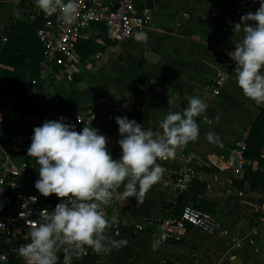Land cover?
I'll return each mask as SVG.
<instances>
[{
  "label": "crops",
  "instance_id": "0c3cea01",
  "mask_svg": "<svg viewBox=\"0 0 264 264\" xmlns=\"http://www.w3.org/2000/svg\"><path fill=\"white\" fill-rule=\"evenodd\" d=\"M136 2L141 9L150 10L153 17L144 31L148 34L146 42H137L133 37L128 43L114 45L106 36L103 39L104 28L93 27L89 32L91 41L105 48L99 66L70 79H55L51 86L33 87L28 70L21 82L13 77L19 75L17 71L11 74L15 71V56L10 53L6 62L1 58L5 49H13L9 42L13 27L19 21L32 24L37 18L36 9L30 0H0V156L31 140L34 128L45 121L108 108L118 109L117 117L134 120L137 114L148 115L151 125L157 126L169 111H182L190 97L199 96L208 104L197 121L200 135L180 146L174 158L158 161L166 169L163 180L149 190L143 203L133 198L127 202L114 200L105 206L109 221L115 217L117 222L104 235L125 239L128 244L101 254L95 264H264V236L249 234L258 220L256 211L264 205V188L252 191L248 183L244 192L233 188V181L242 179L243 174L235 175V165L228 159L233 141L248 138L252 123L264 108L243 95L234 76L236 64L228 55L235 49V24L243 15L257 11L258 0ZM230 63L232 78L220 96L207 99L205 88L211 77ZM204 116L212 123H207ZM209 131L215 132L221 143H210ZM103 135L108 138V150L118 160L122 149L116 121L105 126ZM187 159L195 169L193 179L208 186L199 199L219 206L222 222L215 236L199 230L168 236L166 223L176 220L174 207L183 193L176 184V170ZM252 167L264 172L258 162ZM204 168L217 171L206 173ZM161 235L166 239L153 250L154 239Z\"/></svg>",
  "mask_w": 264,
  "mask_h": 264
},
{
  "label": "clouds",
  "instance_id": "9594fccd",
  "mask_svg": "<svg viewBox=\"0 0 264 264\" xmlns=\"http://www.w3.org/2000/svg\"><path fill=\"white\" fill-rule=\"evenodd\" d=\"M34 3L45 15H55L62 26L74 24L80 16V0ZM258 3L260 7L255 13L243 15L235 24V49L228 55L236 64L234 76L243 95L264 105V0ZM134 39L146 42L148 34L138 31ZM207 109L204 99L192 96L186 109L169 111L155 131L151 127L146 130L127 116L116 117L122 149L118 160L108 150V138L92 125L77 132L75 125L61 117L35 127L27 150L39 166L35 188L44 197L55 194L61 202L53 211L45 209L40 213L42 222H31L29 242L17 249L25 264H58L57 253L61 250L63 264H73V258H79L86 248L105 254L112 248L126 246L127 240L104 235L105 229L117 222L115 217L109 221L105 206L114 200L127 202L133 198L138 204L143 203L149 190L166 173L158 161L174 158L180 146L199 137L197 118ZM204 120L212 123L207 116ZM215 120L218 123L220 116ZM207 140L221 143L213 131L207 133ZM30 201L35 203L36 197ZM164 239V235L154 239L153 250Z\"/></svg>",
  "mask_w": 264,
  "mask_h": 264
},
{
  "label": "built area",
  "instance_id": "2783aa9c",
  "mask_svg": "<svg viewBox=\"0 0 264 264\" xmlns=\"http://www.w3.org/2000/svg\"><path fill=\"white\" fill-rule=\"evenodd\" d=\"M30 3L36 9V14L43 18V26L37 35L43 46L44 62L40 67L39 76L30 81L33 87L51 86L55 79H70L93 66H99L104 58L103 52L92 55L89 60L82 59L77 53L81 41H91L93 36L89 32L94 26L104 28L106 39L110 43L122 45L131 41L136 32L145 31L153 21L151 11L141 9L136 0H80V16L69 26H62L55 15H45L35 6L34 0H30ZM232 75V63L217 70L205 88L206 98L211 100L220 96ZM118 113V109H88L76 115H67L65 121L75 125L77 132L82 131L84 126L92 125L103 135L105 126L116 121ZM246 140L235 139L228 157L235 165L234 173L237 176L243 174L248 165L245 157ZM30 145L31 140L27 139L22 146L0 156V264H25L17 249L29 242L28 231L31 222H42L40 213L45 209L49 212L55 209V206L44 202V196L38 190L26 188L32 158L27 155ZM180 155L185 159L183 154ZM176 174L178 188L186 191L195 174L191 160L183 162ZM31 197H36L35 203H31ZM60 202L61 199L58 198V203ZM256 215L258 220L249 234L259 238L264 236V205L256 211ZM221 222L218 215L213 216L188 205L179 219L168 221L166 226L168 236L184 235L188 232V226H191L192 230L215 236L220 230ZM106 231L107 228L104 234ZM90 250L91 248H86L79 258H73V262L89 257ZM57 255L58 264H63V251H59Z\"/></svg>",
  "mask_w": 264,
  "mask_h": 264
},
{
  "label": "trees",
  "instance_id": "16d2710c",
  "mask_svg": "<svg viewBox=\"0 0 264 264\" xmlns=\"http://www.w3.org/2000/svg\"><path fill=\"white\" fill-rule=\"evenodd\" d=\"M27 3V2H26ZM24 8V4L20 6ZM43 26L42 16H38L36 20L30 24L27 22L19 21L12 29V32L9 34V42L12 44L13 49H5L2 54L1 61L6 62V57L11 53V56H15L13 62L15 74L18 72V76L14 75L13 77H19V81H23L27 78L26 70L30 72L32 79L39 76L40 67L44 62V50L43 46L38 39V31ZM105 30L103 29V35ZM105 50L102 45L91 41L85 43L81 41L77 48V53L84 60H89L90 57L98 52H103ZM6 74L10 75V72L6 71ZM135 120L137 123L142 126L151 125V119L148 115L137 114L135 115ZM199 117L197 121H199ZM247 142V151L245 157L249 162V165L245 167L243 172L242 179L233 181V188L239 192H244L246 183L251 185L252 191L259 190L264 188V172L257 170L255 171L252 167V164L258 162L259 165L264 166V108L261 109L260 115L252 123L251 129L246 140ZM206 173H214L217 171L216 168L208 169L204 168ZM39 179V172L36 167L35 158H31L30 161V170H29V179L26 185V188L36 189L35 183ZM37 190V189H36ZM208 191V186L203 183L198 178L193 179L185 192L182 193L178 199L175 207L174 214L179 219L182 216L183 210L186 206L191 205L203 212H207L213 216L218 215L219 206L217 204H211L205 200L199 199V195H205ZM44 202L50 206H56L58 204V198L55 194L50 197H44ZM172 207V206H171ZM192 227L188 226V231H191ZM175 245H181V241H173ZM100 257V254H96L90 250V256L83 258L81 260H75L73 264H95L96 260ZM165 264H175L171 261H167Z\"/></svg>",
  "mask_w": 264,
  "mask_h": 264
},
{
  "label": "rangeland",
  "instance_id": "374dc122",
  "mask_svg": "<svg viewBox=\"0 0 264 264\" xmlns=\"http://www.w3.org/2000/svg\"><path fill=\"white\" fill-rule=\"evenodd\" d=\"M94 27H97V28H103V27H101V26H99V27H98V26H94ZM105 36H106V35L104 34V35H103V39H105ZM111 54H113V53H111ZM96 72H97V71H96ZM94 76H95V75H94ZM36 167H37V169H38L39 166L36 164ZM229 210H230V209H229ZM255 221H256V220H255ZM254 223H255V222H254ZM225 229H226V228H225ZM222 232H223V228H221V232H220V233H222ZM222 236H225V234H223Z\"/></svg>",
  "mask_w": 264,
  "mask_h": 264
},
{
  "label": "water",
  "instance_id": "95a60500",
  "mask_svg": "<svg viewBox=\"0 0 264 264\" xmlns=\"http://www.w3.org/2000/svg\"><path fill=\"white\" fill-rule=\"evenodd\" d=\"M145 129L147 130L149 127H151L153 129V131H155L157 129V126L156 125H147V126H144Z\"/></svg>",
  "mask_w": 264,
  "mask_h": 264
}]
</instances>
